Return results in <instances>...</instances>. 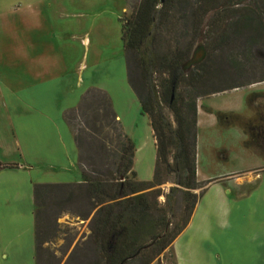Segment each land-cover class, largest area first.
Returning a JSON list of instances; mask_svg holds the SVG:
<instances>
[{"label":"trees","instance_id":"trees-1","mask_svg":"<svg viewBox=\"0 0 264 264\" xmlns=\"http://www.w3.org/2000/svg\"><path fill=\"white\" fill-rule=\"evenodd\" d=\"M241 1L137 0L129 5L120 40L127 85L149 120L154 140L151 179L128 177H134L133 145L122 132L106 93L85 90L77 105L62 113L76 148L79 181L32 186L35 264L59 262L48 251L58 225L52 218L45 231L47 206L88 219L85 238L74 243L63 264H149L153 260L159 264V255L184 228L207 183L195 180L196 98L264 81V0H253L255 9H248L247 14L233 10L237 15L226 24L224 8ZM210 12L212 16L205 19ZM204 27L209 37L203 44L204 57L182 72ZM235 38H240L238 45H232ZM253 61L260 71L249 78L248 66ZM263 96L264 92L247 94L241 114L215 113L219 127L242 130L241 144L251 152V147L264 144V115L254 107V101ZM78 118L81 127L74 125ZM12 166L0 163V169ZM163 173L173 174L180 188L169 187L165 201L176 194V204L187 202L182 220L171 229L163 212L151 202L159 194V189L151 188L164 182ZM195 189H200L197 195L190 192Z\"/></svg>","mask_w":264,"mask_h":264},{"label":"crops","instance_id":"crops-1","mask_svg":"<svg viewBox=\"0 0 264 264\" xmlns=\"http://www.w3.org/2000/svg\"><path fill=\"white\" fill-rule=\"evenodd\" d=\"M82 17L83 13L77 9L69 13L65 0H0V162L16 165L0 169V264H35L33 184L80 179L76 148L62 113L77 105L85 88L93 87L107 93L120 123L106 86L107 79L103 77L90 83L89 76L85 75L84 44L88 46L91 41L80 22ZM79 49L83 58L68 72V55H77ZM123 74L125 77V69ZM263 83L255 82L195 100V180L207 183L185 227L170 244L175 264L220 261L214 254L208 255V249L192 248V242L184 249L178 245V236L191 224L203 195L209 200L203 239L217 238L209 235L214 222L224 225L226 238L238 237L231 235L233 227H243L244 233L246 227H252L244 238L249 247L245 252H248L247 261L248 264L264 263V157L242 146L244 134L240 128L219 127L215 118L216 112L243 113L250 87ZM127 88L131 92L128 85ZM242 89L250 91L237 93ZM252 92H264V89ZM136 103V110L148 126L154 166L155 147L149 120L140 111L137 100ZM256 104L259 100H255ZM123 133L132 143L128 133ZM132 145L134 170L139 147ZM198 150L207 155L204 174L198 169ZM239 205L244 206L248 216L239 214ZM221 247L218 244V249ZM226 260L222 254L220 264H226Z\"/></svg>","mask_w":264,"mask_h":264},{"label":"rangeland","instance_id":"rangeland-1","mask_svg":"<svg viewBox=\"0 0 264 264\" xmlns=\"http://www.w3.org/2000/svg\"><path fill=\"white\" fill-rule=\"evenodd\" d=\"M67 1L69 13L74 12L75 9L80 10L83 13L81 23L84 24V31L90 36L91 43L86 46L85 43V58L81 57L80 49L79 53L75 56L68 55V60L66 61L68 72H71L75 69L80 61V58L84 60V68L86 67L85 75L89 76V82L94 83L97 80H101L103 77L107 79L106 84L109 89L110 96L114 102L115 110L119 114L120 127L122 132L128 133L129 138L132 143L139 147V151L135 154L134 165L131 170L135 171L134 177L128 176L131 180H140V181H149L152 176L153 171V153H152V144L150 135L148 133V126L146 128L144 122V116H140L137 109V103L134 99L132 93L128 90L125 77H124V58L122 43L120 40L121 26L124 23V20L129 15V5L137 0H65ZM83 5V6H81ZM255 3L253 0H242L240 4L232 7L224 8L222 13L225 16L226 24L231 23L234 18L232 13L233 10H237L238 14H247V10L255 9ZM81 6V7H80ZM75 14V13H73ZM70 16V15H69ZM212 16V13H208L205 19H209ZM71 17V16H70ZM264 20V16H262ZM70 22V18L68 20ZM68 35L72 33V28L69 25L67 27ZM205 27L202 28V37L200 36L194 43L192 47V56L189 55L187 61H185L182 66V72H186L192 65L198 63L204 57L203 44L204 42H209V37L204 35ZM230 33V30H227V34ZM232 45H238L240 38H235ZM81 47V45L79 46ZM83 47V46H82ZM231 47V45H230ZM84 48V47H83ZM194 48V49H193ZM191 53V52H190ZM255 57H259L257 52L254 51ZM217 55V54H216ZM194 61V62H192ZM258 63L253 61L249 64V71L247 75L251 77H257L259 74ZM246 75V76H247ZM93 87L85 88L92 89ZM95 89V88H94ZM264 89L263 84H257L250 87L251 92L253 90ZM250 90L242 89L237 93L248 92ZM84 93V92H83ZM82 93V94H83ZM107 95V93H106ZM259 104H256L254 107L258 109V113L264 115V96L257 98ZM255 102V101H254ZM57 103L54 104L56 106ZM253 107V106H252ZM141 111V110H140ZM139 111V112H140ZM163 113L170 120L171 124V115L167 110H163ZM118 119V118H117ZM82 119L78 118L75 120V127H81ZM119 122V120H118ZM135 123L137 124L135 126ZM68 127V126H67ZM123 128V129H122ZM70 131V129H69ZM71 132V131H70ZM148 133V136H146ZM72 135V134H71ZM252 152L257 154L260 157H264V144L263 142L256 146L251 147ZM197 164L200 174H204V164L206 162V153L203 150H198ZM170 160V158H169ZM1 163V162H0ZM9 165H14L11 163H4ZM13 167V166H12ZM78 168V167H77ZM79 171V170H78ZM137 178V179H136ZM162 179L164 182L158 186H154L151 189H159V194L151 201L157 209H160L165 217V220L168 222L167 227L171 229L178 224L183 216L184 209L183 206L187 203L179 201L176 204L177 195L173 194L169 196L168 200L165 201L164 195L167 193L168 188L175 186L173 174H162ZM200 189H195L190 191L197 195ZM201 193V191H200ZM200 195V194H199ZM198 195V196H199ZM235 200V199H233ZM208 197L203 195L201 201L199 202V207L196 212L193 213V220L189 227L183 231L181 235L178 236L179 241L178 245H181V249H184V246L193 243L192 248L197 250L208 249V255H213L215 258L220 259V261L211 260V264H217L222 262V254L227 258L228 261L226 264H248V252H246L249 247L246 245L245 237L250 234L252 227H246L245 233L243 227H233L231 235H238L237 238L229 237L226 238L223 235H226L224 232V225L220 222H214L213 227H211V232L209 235H217V238L214 236L208 238L204 237L206 222L209 217L208 210ZM47 209L44 211V214L47 218V223L45 231H48L50 227V220L55 219V223L58 225L56 237L50 240L48 243V251L52 253L55 260H59L58 264H63L66 259L67 254L72 249L74 243L78 240H83L87 234L86 224L87 220H81L77 217L69 216V214L64 210L58 212L56 208L47 206ZM193 210V209H192ZM238 212L240 215L248 216L249 214L245 211L243 205L238 206ZM42 215V214H41ZM42 215V219H44ZM189 219V218H188ZM185 227V226H184ZM248 229V231H247ZM183 230V229H182ZM50 233V232H49ZM245 234V235H244ZM230 235V234H228ZM230 235V236H231ZM244 237L241 239L240 236ZM216 239V243H215ZM243 241L244 244L241 242ZM218 244L222 245L218 249ZM211 248V249H210ZM218 252H222L219 253ZM49 258V257H48ZM45 255L42 256V260H46ZM207 259V258H206ZM207 261V260H206ZM52 262V259L50 260ZM155 260L151 261L149 264H155ZM159 264H175L173 255L171 252V246L169 245L165 248L158 258ZM42 264H45L44 262ZM50 264V263H46ZM209 264V263H208ZM224 264V263H222ZM258 264V263H257ZM264 264V263H259Z\"/></svg>","mask_w":264,"mask_h":264},{"label":"water","instance_id":"water-1","mask_svg":"<svg viewBox=\"0 0 264 264\" xmlns=\"http://www.w3.org/2000/svg\"><path fill=\"white\" fill-rule=\"evenodd\" d=\"M164 0H159V3H162ZM121 264V263H120Z\"/></svg>","mask_w":264,"mask_h":264}]
</instances>
